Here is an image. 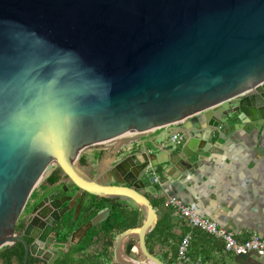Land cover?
I'll return each mask as SVG.
<instances>
[{"label": "water", "instance_id": "1", "mask_svg": "<svg viewBox=\"0 0 264 264\" xmlns=\"http://www.w3.org/2000/svg\"><path fill=\"white\" fill-rule=\"evenodd\" d=\"M226 128H264V0H0V252L57 165L83 192L77 211L90 195L141 212L143 224L115 238L118 264H164L146 246L159 221L151 198ZM92 147L95 178L75 166ZM129 239L145 260H122Z\"/></svg>", "mask_w": 264, "mask_h": 264}, {"label": "crops", "instance_id": "2", "mask_svg": "<svg viewBox=\"0 0 264 264\" xmlns=\"http://www.w3.org/2000/svg\"><path fill=\"white\" fill-rule=\"evenodd\" d=\"M163 131L158 130L153 136ZM177 133L176 129L173 135ZM224 137L221 146L203 154L197 167L187 171L184 179H173L161 186L163 210L167 212L173 200L180 201L199 216L233 232L239 242H245L254 233L264 238V128L254 132L226 128ZM176 217L182 219L177 213ZM176 232L183 233L179 227ZM226 253L231 257L230 264H264V257L254 254ZM211 257L215 263L221 259L218 254Z\"/></svg>", "mask_w": 264, "mask_h": 264}, {"label": "flooded vegetation", "instance_id": "3", "mask_svg": "<svg viewBox=\"0 0 264 264\" xmlns=\"http://www.w3.org/2000/svg\"><path fill=\"white\" fill-rule=\"evenodd\" d=\"M101 154L102 152L99 148L84 149L79 153L75 166L90 178H95V165L99 162ZM101 163L105 167L108 165L105 160L101 161ZM77 195L79 197L76 199ZM82 196L83 192L74 185L59 166L54 165L36 187L17 222L16 238L18 240L13 246V248L16 247V257L9 263L0 257V264H24L26 246L19 240L20 238L24 239L33 254L29 255L27 264H118L113 254L114 243L110 260L109 257L104 255L106 244L104 235L100 234L93 238L90 237L95 226L89 230V236L84 238L81 237V232L74 238L73 234L78 232L84 225L90 223L99 212L108 210L110 216L113 208L119 206L121 208H129L131 206L127 205L126 202L123 203L115 199L111 203L99 206V199L87 195L79 211H77L81 204ZM63 201L65 203L62 204ZM61 204V209L58 211L56 208ZM67 207H69V210L61 217V223L67 224L68 230L63 232L62 224L54 221L60 216L61 210ZM88 212L90 215H88ZM128 217L129 214L127 213ZM128 241L123 245L121 253L124 262H127V258L131 257L129 247H127ZM7 249L10 248L3 250ZM38 255L46 258L47 263L40 262L36 258Z\"/></svg>", "mask_w": 264, "mask_h": 264}, {"label": "trees", "instance_id": "4", "mask_svg": "<svg viewBox=\"0 0 264 264\" xmlns=\"http://www.w3.org/2000/svg\"><path fill=\"white\" fill-rule=\"evenodd\" d=\"M161 194L162 193H160L159 196ZM99 201V206L111 203V201L103 199H99ZM152 204L155 209L160 210V213L159 211L157 212L159 221L156 229L146 239V246L151 255L160 259L164 264H181L179 246L183 238L187 234H190L191 243L188 252L189 264H230L229 260L231 257L225 252L223 241H215L210 235L202 233L197 229L193 232L187 230L184 227L187 223L184 219L182 220L176 217V210L173 207H169L167 212L163 210L165 200L162 196L158 197L157 200L152 199ZM130 208L131 207L121 208L120 206L113 208L108 219L98 226H95L90 234L91 238L100 234L104 235L106 238L104 255L109 257L110 260L112 256L111 249L113 248L116 236L126 230L140 227L143 224L141 212ZM127 213L129 214L128 218ZM88 215H90L89 212ZM177 227L182 229V234H177ZM87 236H89V234ZM133 248L134 246L130 245L129 251L131 252ZM217 254L221 256V259L215 263L211 256ZM0 257L7 263L11 262L12 259L16 257V247L3 250Z\"/></svg>", "mask_w": 264, "mask_h": 264}, {"label": "built area", "instance_id": "5", "mask_svg": "<svg viewBox=\"0 0 264 264\" xmlns=\"http://www.w3.org/2000/svg\"><path fill=\"white\" fill-rule=\"evenodd\" d=\"M183 138V135L175 134L170 141L173 144H177L183 141ZM169 205L186 221L189 228L200 230L215 239L223 241L226 252L236 256L254 254L258 257H264V238L258 234L254 233L245 242H239L233 232L221 228L216 221L199 216L193 209L180 201L173 200ZM190 243L191 235L187 234L179 246L181 264H189L188 252Z\"/></svg>", "mask_w": 264, "mask_h": 264}, {"label": "rangeland", "instance_id": "6", "mask_svg": "<svg viewBox=\"0 0 264 264\" xmlns=\"http://www.w3.org/2000/svg\"><path fill=\"white\" fill-rule=\"evenodd\" d=\"M132 209L136 210L137 207L133 204L130 205ZM136 241L134 239L129 240L127 243V247H129L130 245L136 246L135 245ZM137 243H139L135 248L132 249V251L130 252L131 257L138 260V261H143L146 259L145 256V252H144V248L143 245L138 241Z\"/></svg>", "mask_w": 264, "mask_h": 264}]
</instances>
